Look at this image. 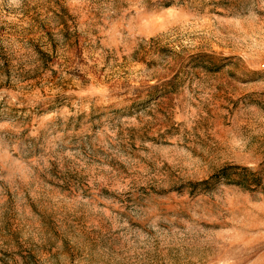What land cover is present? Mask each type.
Listing matches in <instances>:
<instances>
[{
    "label": "rangeland",
    "instance_id": "1",
    "mask_svg": "<svg viewBox=\"0 0 264 264\" xmlns=\"http://www.w3.org/2000/svg\"><path fill=\"white\" fill-rule=\"evenodd\" d=\"M0 264H264V0H0Z\"/></svg>",
    "mask_w": 264,
    "mask_h": 264
},
{
    "label": "trees",
    "instance_id": "2",
    "mask_svg": "<svg viewBox=\"0 0 264 264\" xmlns=\"http://www.w3.org/2000/svg\"><path fill=\"white\" fill-rule=\"evenodd\" d=\"M212 179L216 181L225 179L246 189H251L252 186L258 187L262 182L260 171H254L252 168L241 166L224 168L218 171Z\"/></svg>",
    "mask_w": 264,
    "mask_h": 264
}]
</instances>
